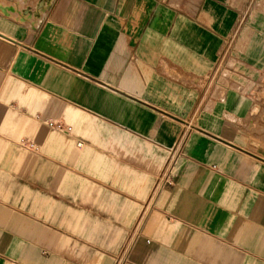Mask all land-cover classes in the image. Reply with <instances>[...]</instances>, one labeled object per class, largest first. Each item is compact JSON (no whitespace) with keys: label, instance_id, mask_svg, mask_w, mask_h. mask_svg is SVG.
<instances>
[{"label":"crops","instance_id":"obj_1","mask_svg":"<svg viewBox=\"0 0 264 264\" xmlns=\"http://www.w3.org/2000/svg\"><path fill=\"white\" fill-rule=\"evenodd\" d=\"M263 99L264 0H0V264H264Z\"/></svg>","mask_w":264,"mask_h":264},{"label":"built area","instance_id":"obj_2","mask_svg":"<svg viewBox=\"0 0 264 264\" xmlns=\"http://www.w3.org/2000/svg\"><path fill=\"white\" fill-rule=\"evenodd\" d=\"M48 126L51 127L52 129H54V130H56V131H58V132H62V133H67V132H70V131H71V127H70L68 124H65V123H63V122H54V121H51V122L48 123ZM166 182H168V171H167V173L165 174L164 179H163L162 181H159V182L156 184V186H155L153 192L156 191V193H157V192L160 190V188L162 187V185H163L164 183H166ZM156 195H157V194H156ZM156 195H155V198H156ZM152 197H153V195H152V196L150 197V199L148 200V204H152V203L154 202L155 198L152 200ZM129 247H130V245H127V246L125 247V249H124L125 254L128 252ZM124 261H125V257H124V253H123V255H121V256L117 259V261H116L115 264H124Z\"/></svg>","mask_w":264,"mask_h":264},{"label":"rangeland","instance_id":"obj_3","mask_svg":"<svg viewBox=\"0 0 264 264\" xmlns=\"http://www.w3.org/2000/svg\"><path fill=\"white\" fill-rule=\"evenodd\" d=\"M264 100V99H263ZM56 131V130H55ZM58 132V131H57ZM62 133V132H61ZM171 160V161H170ZM173 162V159H168L165 161L163 167H161L159 170H157L158 172V177L157 180L162 181L164 179L165 174L167 173V171H169V168L171 167V164ZM170 163V164H169ZM167 168V169H166Z\"/></svg>","mask_w":264,"mask_h":264}]
</instances>
